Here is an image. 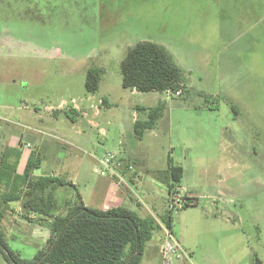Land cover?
I'll return each instance as SVG.
<instances>
[{
    "label": "rangeland",
    "instance_id": "rangeland-1",
    "mask_svg": "<svg viewBox=\"0 0 264 264\" xmlns=\"http://www.w3.org/2000/svg\"><path fill=\"white\" fill-rule=\"evenodd\" d=\"M143 40L163 46L183 71L180 97L122 88L120 64ZM91 67L104 72L95 95L84 90ZM161 103L155 127L135 140L134 120ZM69 110L75 124L61 113ZM33 129L70 166L61 171V210L75 198L70 183L93 207L100 160L123 143L136 148L130 189L142 211L129 199L127 207L159 221L169 210L170 152L197 202L172 213L173 236L187 249L174 264H252L253 253L264 262V0H0L1 198L22 181L11 143ZM218 192L220 205L211 201ZM22 217L3 227L9 247L30 260L46 231ZM163 226L144 264H162Z\"/></svg>",
    "mask_w": 264,
    "mask_h": 264
},
{
    "label": "trees",
    "instance_id": "trees-1",
    "mask_svg": "<svg viewBox=\"0 0 264 264\" xmlns=\"http://www.w3.org/2000/svg\"><path fill=\"white\" fill-rule=\"evenodd\" d=\"M103 70L89 68L85 73L84 90L95 95L100 88ZM122 88L138 93H159L166 90H185L183 71L174 62L171 54L161 45L143 40L131 47L120 64ZM107 106V101H101ZM163 105L146 109V119H136L133 137L141 141L145 133L152 130L161 116ZM208 108L212 109L211 106ZM73 109V108H71ZM137 110H144L137 108ZM59 111H54L56 115ZM71 123L75 122L73 110L63 111ZM36 153H31L24 168L21 191L5 196L0 195V254L7 264H141L147 242L153 232L161 231L163 224L171 229L172 213L167 211L159 221L153 216H140L125 207L99 210L86 207L75 186V199L65 203L61 210L58 189L65 185L59 178H33L32 172L39 167ZM1 164V163H0ZM183 170L175 165L169 152L164 183L168 193L178 189ZM19 185V186H20ZM22 199L23 209L34 213L37 225H46L49 237L30 260L13 251L7 241L3 227L4 213L10 202ZM182 209L196 204L195 200L184 197ZM180 209V210H182ZM252 264H264L256 253Z\"/></svg>",
    "mask_w": 264,
    "mask_h": 264
},
{
    "label": "crops",
    "instance_id": "crops-1",
    "mask_svg": "<svg viewBox=\"0 0 264 264\" xmlns=\"http://www.w3.org/2000/svg\"><path fill=\"white\" fill-rule=\"evenodd\" d=\"M131 92L132 93H134V92L138 93L136 91H131ZM102 99H105L107 101V107H109L108 100L105 97H102ZM135 120H134V122H135ZM134 122H133V124H134ZM38 133H39V131H37V129H33L32 134H25V135L20 134V136L18 137L17 143L14 142L16 140L14 138L13 143H11V146H12L13 150L20 152V154H19L18 159H17V167H16V169H14L13 174L16 177H20V178L23 177L24 168H25V165L28 161V158L30 157V154L34 152L37 154V158L40 160V163H39V167L32 172V177L35 179L40 178V177H49V178L61 179L60 178L61 177V171L64 168L63 167L64 163L60 162V158H59L58 153L54 152L53 148H50V147H53L54 145H51V144H48L47 142H45L42 138L43 134H38ZM147 135L148 134H145L143 139ZM118 145H119V143H118ZM134 148H135V145H134L133 149H130V148L126 147L123 143H121L120 147H118L117 153L114 154L117 156L116 158H118V161L119 162L121 161L120 165L114 166V170L118 176H113L109 173V175L107 177H101L97 173V175H98L97 182H98V185L100 186L101 194H100L99 200L92 205L93 207H91V205L89 206L86 203L84 196H82V194L77 190L78 195L80 196L83 204L86 207L99 209V210H105L106 207L109 209H114V208H118V207H125L131 211L137 212V211L132 210V209L127 207L128 206V203H127L128 200L127 199H129V202L131 204L136 205L139 208V210L142 211L141 210L142 206H141L140 201L138 199H136V196L134 195V193L130 189V184L135 183L136 179L138 178V174H137L136 166H135L136 160H137L136 159L137 155H136V148L135 149ZM3 157H4L3 153H0V163L3 161ZM127 158L129 161L128 162L124 161ZM14 161L12 164L16 165V162L14 163ZM59 163L61 164L60 167H59ZM128 166H132L133 170H131V171L128 170V168H127ZM69 167L70 166H66L64 169H67ZM180 167L183 170V175H182L180 184L178 186V191L180 193L185 192L186 195H188L190 188L187 187L185 184L186 179H187V171L184 170V168L182 166H180ZM14 175H12V176H14ZM70 185H73L76 187V185H74L73 183H70ZM120 187H122V189H120ZM22 188H23L22 185H20L19 188L17 189V192L18 191L20 192ZM168 194L169 193H168V189H167V198H168ZM222 195H223L222 192H218L216 194V196L211 197L212 198L211 201L214 204L215 203H218V204L221 203L219 196H222ZM14 204H16V210L13 207ZM148 212L149 211L147 210V212H145L144 216H142V217L150 216L151 213H148ZM23 213L27 214L28 216H31V214H32V213H27L23 209L22 199H20L18 201L10 202L7 205V211L4 213L3 222H4V220H6L8 218L11 221H14V220L17 221V218L22 217ZM29 224H31L32 226H34L36 228H40V229L45 230L46 232L44 235H45L46 240L48 239L49 230L46 227V225L41 226V225H37V224H33V223H29ZM162 226H163V224L161 225V228H162ZM17 227H19V225H17ZM159 235L161 237V233H159ZM161 248H162V246L160 247V250H159L160 253H161ZM184 250H187V249L184 248ZM144 252H145V250H144ZM188 252H190L191 255L193 254L192 251H190V249L188 250ZM143 256H144V253H143ZM143 259L144 258L142 257L141 264H144Z\"/></svg>",
    "mask_w": 264,
    "mask_h": 264
},
{
    "label": "built area",
    "instance_id": "built-area-1",
    "mask_svg": "<svg viewBox=\"0 0 264 264\" xmlns=\"http://www.w3.org/2000/svg\"><path fill=\"white\" fill-rule=\"evenodd\" d=\"M164 99H169L171 97H180L181 91L166 90L163 94ZM115 165H120V162L117 160L114 154H106V156L100 160L101 168L96 170L101 177H107L109 173L113 176H118L114 170ZM128 170H133L132 166L127 167ZM178 189L172 190L168 194V209L169 211H177L182 209L184 200L183 198L187 195L179 193ZM109 208H105V211ZM31 219H35L36 215L34 213L30 216ZM162 264H174L178 261H181L187 257V253L180 247L178 242L175 240L172 230L163 226V241L161 248Z\"/></svg>",
    "mask_w": 264,
    "mask_h": 264
}]
</instances>
